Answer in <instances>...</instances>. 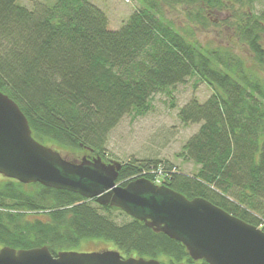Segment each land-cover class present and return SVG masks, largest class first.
<instances>
[{"label":"trees","instance_id":"obj_1","mask_svg":"<svg viewBox=\"0 0 264 264\" xmlns=\"http://www.w3.org/2000/svg\"><path fill=\"white\" fill-rule=\"evenodd\" d=\"M150 1L111 30L105 12L89 0L35 3L33 9L0 0V91L19 106L37 141L60 150L84 149L88 158L109 161L104 157L108 133L124 115L145 114L154 94L169 93L168 88L197 75L212 88L211 96L203 103L193 98L178 111L183 124H199L178 154L196 170L183 174L167 161L131 158L116 183L125 185L164 162L162 184L259 226L264 79L233 53L186 40L158 15V2ZM238 28L256 63L264 66V7L248 12ZM115 210L122 211L69 190L2 177L0 246L45 245L55 255L82 252L77 249L82 241L101 239L123 257L207 264L192 260L182 243L141 220L127 215L117 223L110 216Z\"/></svg>","mask_w":264,"mask_h":264},{"label":"water","instance_id":"obj_2","mask_svg":"<svg viewBox=\"0 0 264 264\" xmlns=\"http://www.w3.org/2000/svg\"><path fill=\"white\" fill-rule=\"evenodd\" d=\"M122 162L100 156L70 160L33 138L19 106L0 91V175L21 183L69 190L100 205L121 209L154 231L182 243L194 261L264 264V231L203 197L188 198L165 184L137 177L116 183ZM0 264H187L123 257L116 249L59 251L47 246L0 247ZM196 264V263H195Z\"/></svg>","mask_w":264,"mask_h":264},{"label":"rangeland","instance_id":"obj_3","mask_svg":"<svg viewBox=\"0 0 264 264\" xmlns=\"http://www.w3.org/2000/svg\"><path fill=\"white\" fill-rule=\"evenodd\" d=\"M89 1L105 12L111 30L119 29L135 10L151 2L150 0ZM154 1L158 2L156 7L158 15L171 23L186 40L207 49L231 52L240 57L252 72L264 79V66L256 63L238 28L244 24L248 12L257 13L264 7L263 2L249 4L247 0H220V3L207 2V0ZM17 2L28 9H33L35 3L48 5L54 0H17ZM261 44L264 47V33ZM168 90L169 93L159 92L151 97V107L145 114L139 116H135L134 113L126 114L109 131L104 152L107 160L124 163L131 158L159 159L167 161L175 167V170L183 174H192L196 170L197 166L191 160H184L178 154L187 140L198 130L199 124H183L178 117V111L193 98L200 103L206 101L212 94V88L197 75H193L184 83L170 87ZM48 145L67 158L79 159L88 155L84 149L75 152L70 149L60 150L52 143ZM1 179L0 175V181ZM257 215L262 222L259 225L261 228L264 224V215ZM110 216L117 223L129 219L125 212L119 210L113 211ZM77 249L86 252L115 248L109 242L93 239L82 241Z\"/></svg>","mask_w":264,"mask_h":264},{"label":"built area","instance_id":"obj_4","mask_svg":"<svg viewBox=\"0 0 264 264\" xmlns=\"http://www.w3.org/2000/svg\"><path fill=\"white\" fill-rule=\"evenodd\" d=\"M165 174L164 166L162 164H157L156 166L146 168L139 175L150 176L155 183H160Z\"/></svg>","mask_w":264,"mask_h":264},{"label":"flooded vegetation","instance_id":"obj_5","mask_svg":"<svg viewBox=\"0 0 264 264\" xmlns=\"http://www.w3.org/2000/svg\"><path fill=\"white\" fill-rule=\"evenodd\" d=\"M94 156H96V155H94ZM94 156L90 157L89 159L93 158ZM82 157H86V156H82ZM87 158H88V157H87Z\"/></svg>","mask_w":264,"mask_h":264}]
</instances>
